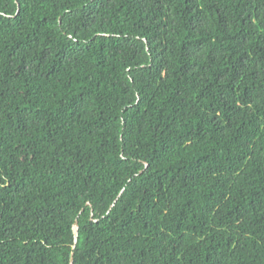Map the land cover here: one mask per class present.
<instances>
[{"label": "trees", "instance_id": "obj_1", "mask_svg": "<svg viewBox=\"0 0 264 264\" xmlns=\"http://www.w3.org/2000/svg\"><path fill=\"white\" fill-rule=\"evenodd\" d=\"M71 256L264 264V0H0V264Z\"/></svg>", "mask_w": 264, "mask_h": 264}, {"label": "water", "instance_id": "obj_2", "mask_svg": "<svg viewBox=\"0 0 264 264\" xmlns=\"http://www.w3.org/2000/svg\"><path fill=\"white\" fill-rule=\"evenodd\" d=\"M73 231H74V239H73L72 248L75 247V243L77 241V232H78V223H77V221L74 222ZM70 264H72V256L70 258Z\"/></svg>", "mask_w": 264, "mask_h": 264}]
</instances>
